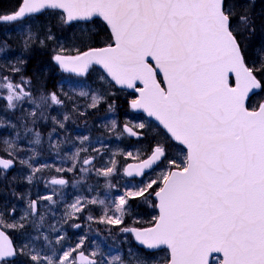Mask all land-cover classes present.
<instances>
[{"label": "snow or ice", "instance_id": "6c2138e0", "mask_svg": "<svg viewBox=\"0 0 264 264\" xmlns=\"http://www.w3.org/2000/svg\"><path fill=\"white\" fill-rule=\"evenodd\" d=\"M3 25L21 38L19 51L8 37L0 40V192L7 193L0 198V264H264V0H17L0 12ZM37 56L48 60L27 75ZM57 71L98 73L100 91L78 92L89 100L84 109L72 103L78 117L104 106L115 113L119 98L131 96L128 107L156 122L147 147L103 162L101 148L81 156L89 137H79L70 167L45 178L52 165L35 162L44 133L59 155L72 119L59 116L72 96L45 84ZM146 127L125 121L118 131L113 119L110 131L140 142ZM21 137L29 151L17 143ZM118 156L137 163L120 165ZM17 163L26 171L12 176ZM121 167L123 177L141 179L113 197ZM77 172L72 187L87 191L57 219L65 173ZM93 175L104 180V198L88 184ZM14 181H41L49 192L32 198ZM16 201L23 202L19 215ZM147 209L154 213L147 226L126 224H141L136 213ZM92 224L123 225L118 232L136 246L114 256L98 245L89 250Z\"/></svg>", "mask_w": 264, "mask_h": 264}, {"label": "rangeland", "instance_id": "374dc122", "mask_svg": "<svg viewBox=\"0 0 264 264\" xmlns=\"http://www.w3.org/2000/svg\"><path fill=\"white\" fill-rule=\"evenodd\" d=\"M0 32H4V34L6 35V37H8L10 39V43L12 45V41L11 39L13 38V36H20V32L18 30L15 29V26L13 25H3L0 27ZM10 34V35H9ZM12 47L14 49L15 46L12 45ZM60 73V72H59ZM61 75H64V73H60ZM48 75V74H47ZM68 77V76H66ZM61 78L59 76H55L52 77L51 79H55L54 81H58V85H62L63 88L67 89V93H69L72 96V101L67 103V107L65 109H61L59 110V116L60 118H62L63 114L68 113L70 115H72V119H70L67 124H66V128L67 131L63 132L61 134V146L59 150H63L65 149V145L68 146L70 149H73L74 151H76L77 148H79L80 145V140L78 139L79 137H83V136H88L89 140L85 141L84 147L88 148V152L87 153H82L81 156H85V155H97L95 152L92 151V149L95 148H101V151L104 153L103 156V162H107V160L112 156L113 152H117V151H132L135 155V150L132 148V145L129 142V139L126 136H123L121 138H117L116 133L115 132H111L110 128H111V123L107 125H104V127H102L101 123H97L98 119L97 116H103V117H112L111 119L113 120V116L117 122L118 125V131L120 129H122V126L124 125L125 121H128L129 123H140V122H145L147 127L145 129L146 132H149V128H151L152 126L149 125L148 122L144 121L141 119V117H134L133 115L129 112V110H122V112L119 111V108L117 106L116 108V112L115 113H108L107 112V108L106 106L98 109L99 114H94L96 116H94L91 120V123L94 124V128H95V124L96 125H100L99 127H101L102 129H100V134L102 135V138L99 137V140L97 141H93V136L94 134L91 133L90 128L89 129H84L83 125H84V121H82V117H78L75 114H72L71 109H72V103H76L79 104L80 107L82 108L83 106H86V104L89 102V100L85 99L84 97H79L77 94L81 89L84 90H91V91H100L99 85H100V81L98 79V73L93 72V74H91V76L87 79V81H77L76 79H71V78ZM70 77V76H69ZM74 78V77H73ZM46 84V82H45ZM47 85V84H46ZM49 86V85H48ZM47 87V86H46ZM50 88V87H49ZM49 88L47 87V89L49 90ZM50 91V90H49ZM120 102L125 103L126 100L123 99V96H121L119 98ZM2 103V102H0ZM127 104V102H126ZM97 113V110H95ZM53 115H57V112H53ZM88 116V114H87ZM79 125H78V124ZM88 123V124H91ZM77 124L78 127H73V125ZM49 127H51L49 125ZM150 137L152 136V133L149 132ZM148 135V136H149ZM44 145L43 148L47 151H52L51 148H49L48 146V142H47V133H44ZM65 137H70V139L67 140V142H63L65 141ZM14 139V137H12ZM97 138V137H96ZM102 142V143H101ZM135 143H139L140 145H142L143 147H147V142H135ZM137 146V144H135ZM1 151H3L1 149ZM52 153V152H51ZM50 153V154H51ZM3 154V153H1ZM21 155H24V152L21 153ZM25 159L27 158L26 156L24 157ZM98 161L100 160V157L98 156ZM116 159L118 160V163L120 165H124V164H128L131 163L133 161L137 162V160L134 157H129L127 159H125L123 156H118L116 157ZM132 160V161H131ZM19 164V163H17ZM20 170L18 173H13L12 172V176H19L22 175L26 169L23 168L22 165L19 164ZM99 166V164H98ZM49 171V169H48ZM122 172H123V168L121 167V175L114 177L112 180V183L114 185H116L115 187H113L110 191V195L111 196H116L117 193L119 192V187H121V185H126L129 182L130 183H135V181H130V180H126L125 177L122 176ZM47 174L45 171L43 172V175L45 178H47L48 176L45 175ZM74 174V179L79 178V173H71V175ZM156 174L152 175V177H154ZM11 180V179H10ZM97 182H99L97 184ZM38 183L40 184L41 189H38L36 191L35 194L37 193H41L43 194L44 192H49V189H46L44 186V183L41 181H38ZM19 182H12V186L15 187L17 189V191H21V192H28L27 190V185L21 186V188L19 187ZM88 184L94 188H96V192L100 194L101 198H104V195L106 194V192L108 191L107 189H105V184H104V180L102 177H97L95 175L92 176V178L88 181ZM116 188V189H115ZM121 193L123 192V187L121 188ZM87 189L86 188H81L79 186H77L76 188H73L72 185L69 184V186L65 189L62 190V194H65L67 192H74L75 196L76 195H84L86 193ZM95 194V193H94ZM64 196V195H63ZM33 197V195H32ZM71 202V200H70ZM16 203L19 205V209H18V214L19 211L22 210L23 208V202L22 201H16ZM42 203V202H41ZM153 210L151 209H147L146 211H138L136 213L137 218L142 221L145 220L147 218H151V216L149 215V213H152ZM100 214V210L99 208L96 209V211L94 212V215H99ZM126 224H128L129 226H133L132 225V220L129 218L128 220H126ZM121 226H115V225H105V224H92L91 228L92 230L88 233L89 236V241L92 242L91 245L89 246V250H91L92 247H95L96 245L99 246V249H101L102 247L100 246V244L102 246L107 244L112 245L113 247H116V250H113L112 252H110L108 250V248H102L105 250V253L107 251H109V256L111 254V256L116 255L117 251H120L121 249H119L120 247H122V250L127 252L128 248H129V244L130 241L128 240L127 237V241L125 242V236L122 233L118 232V227H122ZM109 229H111V232H109ZM86 230V229H85ZM68 234H71L70 237L75 236L74 235V231L72 229H68ZM76 237V236H75Z\"/></svg>", "mask_w": 264, "mask_h": 264}, {"label": "trees", "instance_id": "16d2710c", "mask_svg": "<svg viewBox=\"0 0 264 264\" xmlns=\"http://www.w3.org/2000/svg\"><path fill=\"white\" fill-rule=\"evenodd\" d=\"M16 3H17V0H0V12H7V11L11 10L15 6ZM257 11L259 12L260 9H257ZM5 38H6V35L4 34V32H0V40H3ZM20 38H21V35L20 36H15L14 35L13 38L11 39L12 45L15 46V48H16L15 50L16 51H19V40H20ZM47 60H48V57L47 56H42V57L41 56H37V57H35L32 60L31 64L29 66H27V70H26L27 75H31L35 71L38 63H39L40 66H44V64H45V62ZM91 74H93V72ZM46 76H47V79L45 80V82L47 84L46 86L48 88L50 87L49 90L50 91H57L59 93L60 92V87H58V84H59L58 81H54L55 79H51V78L52 77H55V76H59L60 79H61V78L66 77V75H61L57 71L55 73H48V75L46 74ZM66 78H68V79L71 78V79H74V80L76 79V78L69 77V76L66 77ZM17 79H18V77H17ZM87 79H85V80L76 79V80L79 81V82H81V81H87ZM63 90H64L65 93H67V89L63 88ZM122 96H123V99H125L126 101H128V100H130L132 98L131 96H126V95H122ZM117 106H118L120 112H122V110H125V111L128 110L126 102L125 103H122L119 100ZM82 109H83V107H82ZM95 114H99V111L97 110V113H95ZM101 118H103V119H101ZM111 118L112 117H110V118L106 117L105 118L103 116H99V117L97 116V119H98V122L97 123H101L102 124V127H104V125H107L108 126V124L111 123V121H112ZM113 119H115L114 116H113ZM77 124L73 125V127L74 128L75 127H78L79 124L78 125ZM100 125H96L95 124V130H94L95 131V134L93 133L94 134L93 141L99 140V137L102 138V135L100 134V131H99L100 129H102L101 127H99ZM17 143L20 145V147L24 151H29V144H28V141L26 139H24L23 137H21V139L19 141H17ZM130 144L132 145V148L134 150L136 149V147H139V146H136L135 145L136 143H130ZM24 151H22V152H24ZM73 152H75V151L73 149H70L66 145H65V149L59 150V155H57V152L54 151V150H52V151L49 152V151H47V150L44 149L40 153V155L36 158V161L35 162H37L39 164H45V163H47L49 165H52V168L49 169V171H48V169H45L44 170L47 173L45 175H47V176H49L50 174L51 175H56V173H55V167H60V166L70 167L71 161L68 159V156H70ZM1 153H3V154H1ZM29 154H31V153L29 152ZM0 155H6V153L4 151H1V149H0ZM19 167H21V166H19V164H16V169L14 171H12V172L13 173H18L19 170H20ZM73 177H74V174L71 175V173H65V178L69 179V184L70 185H72V183L74 181V178ZM132 184H134V183H132ZM18 185L21 188V186H24L25 187L26 184H24L22 182H19ZM119 188L120 189H119V192L117 193V195L120 194L121 191H122L121 190L122 187H119ZM38 189H41L42 190V188H41L40 184L38 183V181L36 182L35 185H27V190H28V192L30 191L31 196L33 195V197H34V195H35V193H36V191ZM24 192H26V191H24ZM45 193H47V192H44L43 194H45ZM62 195H64L63 196L64 199L62 201H59L58 204H57V206H56V209H57L56 210V218L57 219H59V217L61 216V214L65 211V205L66 204H70L72 202V200L75 198V193L74 192H67V193L62 194ZM70 200H71V202H70ZM46 203L47 202L42 201V204H46ZM148 220H150V219L147 218L145 220H142L141 221V224H138V225H133L132 224V225L133 226H147V223L146 222ZM85 229H87V225H85ZM70 236H71V234H68V238L74 243L75 240H76V238H77V237H75L76 235L75 236H72V237H70ZM122 253H123V251H121V254ZM106 254L109 255V251H107Z\"/></svg>", "mask_w": 264, "mask_h": 264}, {"label": "flooded vegetation", "instance_id": "af4514ba", "mask_svg": "<svg viewBox=\"0 0 264 264\" xmlns=\"http://www.w3.org/2000/svg\"><path fill=\"white\" fill-rule=\"evenodd\" d=\"M86 106H83V109L85 108ZM89 112H91L92 110H88ZM95 113H96V111H95ZM94 116H96V115H94V114H88V116H87V114L85 115V116H83L82 117V121H84V125H83V128L84 129H89L90 128V131H91V133L93 134V133H95V128H94V124L93 123H91V120H92V118L94 117ZM134 117H141V119L142 120H144V121H146V122H148L149 123V125L150 126H154V124L153 123H151V122H149V121H147L142 115H133V118ZM88 123H91V124H88ZM151 139V137H150V135L149 136H147L142 142H148V140H150ZM142 146V145H141ZM154 174V173H153ZM156 174V173H155ZM11 175H12V173H11ZM150 175H152V174H150ZM9 179H11V176L9 177ZM152 214H154L153 212H152ZM125 236V235H124ZM10 237L14 240V241H17V242H19V238H20V234L19 233H11L10 234ZM128 237V240L130 241V243H132L131 245L133 246V247H135V245H134V243H133V240L131 239V237L130 236H127ZM102 248L104 247H106V245H104V246H102V245H100ZM110 248H116V247H113L112 245H110L109 246ZM119 249H122V247H120ZM123 254H126V253H123Z\"/></svg>", "mask_w": 264, "mask_h": 264}, {"label": "water", "instance_id": "95a60500", "mask_svg": "<svg viewBox=\"0 0 264 264\" xmlns=\"http://www.w3.org/2000/svg\"><path fill=\"white\" fill-rule=\"evenodd\" d=\"M64 74H67V75H71V76H75V77H78V76H76V75H74V74H69V73H64ZM86 76H84V77H78V78H85ZM133 113H135V114H143L146 118H148L149 120H151L152 122H154L155 124H156V122L154 121V120H152L151 118H149V117H147V115L145 114V113H143L142 111H136V110H132V109H130ZM127 136V135H126ZM128 137V136H127ZM128 138H130V139H133V140H136V138H134V137H128ZM131 164H133V165H135L136 163H131ZM126 178H128V177H126ZM128 179H131V178H128ZM135 179H140V177H137V178H135ZM77 231V230H76ZM135 242V241H134Z\"/></svg>", "mask_w": 264, "mask_h": 264}, {"label": "bare ground", "instance_id": "6f19581e", "mask_svg": "<svg viewBox=\"0 0 264 264\" xmlns=\"http://www.w3.org/2000/svg\"><path fill=\"white\" fill-rule=\"evenodd\" d=\"M38 194H41V193H37V194H35L33 198H36V196H37ZM3 195H7V193H6V192H0V198H2ZM18 215H19V214H18ZM17 218H18V217H17Z\"/></svg>", "mask_w": 264, "mask_h": 264}]
</instances>
